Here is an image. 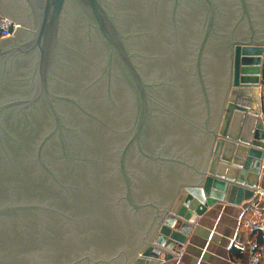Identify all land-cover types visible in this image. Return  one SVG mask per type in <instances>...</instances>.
Wrapping results in <instances>:
<instances>
[{"label":"water","instance_id":"95a60500","mask_svg":"<svg viewBox=\"0 0 264 264\" xmlns=\"http://www.w3.org/2000/svg\"><path fill=\"white\" fill-rule=\"evenodd\" d=\"M0 16L21 24L0 39V264H160L200 207L253 199L264 0H0Z\"/></svg>","mask_w":264,"mask_h":264},{"label":"crops","instance_id":"0c3cea01","mask_svg":"<svg viewBox=\"0 0 264 264\" xmlns=\"http://www.w3.org/2000/svg\"><path fill=\"white\" fill-rule=\"evenodd\" d=\"M264 103V86H261ZM264 123V121H263ZM258 188L264 190V156ZM237 195L233 197L235 200ZM182 248L160 264H249L255 252H264V200L230 203L219 201L202 206ZM260 236L263 243L257 245Z\"/></svg>","mask_w":264,"mask_h":264},{"label":"built area","instance_id":"2783aa9c","mask_svg":"<svg viewBox=\"0 0 264 264\" xmlns=\"http://www.w3.org/2000/svg\"><path fill=\"white\" fill-rule=\"evenodd\" d=\"M21 24L15 23L9 19L3 18L0 16V39H16L17 31L20 29ZM264 81V79H263ZM258 116L262 121H264V103L261 108L258 110ZM262 170V169H261ZM262 171L258 174V177H261ZM264 200V190L255 187L253 201L255 204ZM249 264H264V252H255L251 255Z\"/></svg>","mask_w":264,"mask_h":264},{"label":"flooded vegetation","instance_id":"af4514ba","mask_svg":"<svg viewBox=\"0 0 264 264\" xmlns=\"http://www.w3.org/2000/svg\"><path fill=\"white\" fill-rule=\"evenodd\" d=\"M7 12H8V13H12V11H7ZM2 43L5 44V45H8V44L11 43V41L6 39V40H4Z\"/></svg>","mask_w":264,"mask_h":264},{"label":"trees","instance_id":"16d2710c","mask_svg":"<svg viewBox=\"0 0 264 264\" xmlns=\"http://www.w3.org/2000/svg\"><path fill=\"white\" fill-rule=\"evenodd\" d=\"M262 238L260 236H258V238H257V245H260V244L263 243V239Z\"/></svg>","mask_w":264,"mask_h":264}]
</instances>
